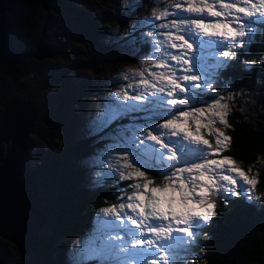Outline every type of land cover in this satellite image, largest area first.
<instances>
[{"label":"snow or ice","instance_id":"6c2138e0","mask_svg":"<svg viewBox=\"0 0 264 264\" xmlns=\"http://www.w3.org/2000/svg\"><path fill=\"white\" fill-rule=\"evenodd\" d=\"M143 23L150 28L151 39L144 40L152 46L148 58L121 73L125 80L139 79L126 86L131 94L115 93L120 103L90 130L115 140L110 152L123 156L109 163L108 175L129 183L118 186L116 203L100 209L111 219L97 221L92 241L78 250L73 264H184L201 229L217 215L220 198L251 193L258 184L223 155L232 138L215 125H231L225 97L216 95V78L264 35V0H170L163 9L154 7ZM259 63L264 69V57ZM137 113L146 118L105 132L110 121ZM107 229L124 237L105 239Z\"/></svg>","mask_w":264,"mask_h":264},{"label":"trees","instance_id":"16d2710c","mask_svg":"<svg viewBox=\"0 0 264 264\" xmlns=\"http://www.w3.org/2000/svg\"><path fill=\"white\" fill-rule=\"evenodd\" d=\"M16 1L29 2L35 6V0ZM53 4L71 10L78 20L84 19L82 12L64 0L52 2L51 6ZM143 5V2H135L133 5H127L125 11L132 9L128 14L132 17L143 11ZM49 11L50 9L46 12L39 9L41 26L42 24L46 25L47 40L50 43L51 37L47 32ZM120 15L122 16L123 13L121 12ZM6 20L10 28L12 19L10 21L6 15ZM108 25L111 26L108 32L114 33V37L123 31L121 21L111 20ZM99 30H101L100 23L92 27L94 35H97ZM137 33L133 32L134 35ZM94 35L85 33L77 39H64L61 45L55 46L56 52L52 58L62 60L73 58V52H70L73 43L76 41L92 42ZM108 35L106 33L105 36ZM27 39L23 38L21 39L24 40L22 43L15 44L32 53L36 38ZM30 39H34V41L31 43ZM137 45L135 56L147 51L146 45L139 43ZM110 46L111 44L100 45V48H95L92 58L84 59L77 66L91 71L95 62L103 61L102 54L107 52ZM243 53L241 51L237 59L227 62L230 66L220 70L216 78V95L225 97L223 101L232 109L227 118L231 128L225 129L232 140L229 150L223 155L233 157L245 169L256 161L264 149V132L258 123L255 124L256 112L253 114L252 111L247 110L242 98V95L251 97V91L255 90L253 66H256L260 58L264 57V35L256 37L250 46L249 54ZM45 60H37L29 56L24 59L23 63L0 66V112L3 109L2 104L14 95L30 98L35 102L36 107L35 127L38 123L43 122L48 134L51 131H56L60 136L59 149L48 160H44L37 171L26 167L36 180L38 193L43 191L47 194L54 187L57 191L54 200L45 205H41L39 199L45 219L43 226L39 229V231L43 230V234L38 237L40 247L37 253L24 256H27L35 264H68L63 256V250L68 242L72 237L78 235L79 229V234H81L83 229L87 228L90 216L96 209L103 204L109 205L119 200L118 186L129 182H121L111 176L100 180L93 178L92 183L83 174L85 165L80 163L79 158H91L94 150L99 147L100 141L93 142L89 137H80L74 134L71 136L69 131L63 133L62 124L67 116L66 106L77 104L79 100L77 96L66 95L60 104L54 106L48 103L47 107L44 106L42 95L50 86L53 87L55 84L63 82L61 75L50 76L45 71L43 68ZM120 60L121 57L117 59V61ZM244 61H257V63L247 67ZM17 73L19 78L15 81L11 80V77ZM228 93L232 99H227ZM156 179L159 178L156 177ZM255 188L258 193L264 194V169L259 171L258 184L255 185ZM216 213L217 215L202 228V234L193 246V252L199 255L202 262L204 264H264V208H257L240 195L239 197H230L227 201L220 198ZM12 247L18 253L16 246L12 244ZM184 264H194V261H187Z\"/></svg>","mask_w":264,"mask_h":264},{"label":"rangeland","instance_id":"374dc122","mask_svg":"<svg viewBox=\"0 0 264 264\" xmlns=\"http://www.w3.org/2000/svg\"><path fill=\"white\" fill-rule=\"evenodd\" d=\"M64 1L82 12L84 19L78 20L71 10L53 4L48 12L49 23L47 25V32L51 37L52 43H50L53 44L54 47L61 45L64 39H77L85 35V33L94 35L92 33V27L98 23L101 24V30L98 31L97 35L93 36L94 39L92 42H74L70 49V52H73V58H67L66 60L60 58L44 59L43 68L45 71L50 76H55L57 74L61 75L63 77V82H59V84H55L53 87L50 86L45 94L42 95V101L44 102V106L47 107L46 105L48 103L54 106L60 104V101H62L66 95H75L78 97L79 100L77 104H74V106H71V104L66 106L67 116L62 124L63 133L69 131L71 136L74 134L75 136L89 137L93 142L100 141L99 147L94 150V154L91 158H79L80 163L85 165L83 174L93 183V178L100 180L102 178L111 177L108 173L112 170L109 169L108 165L114 162L116 158L122 157L123 153L110 152V146L115 143V140L113 138L100 139L91 134L90 130L96 123L105 118L107 112L114 104L120 103L118 98L115 97L117 91L123 90L128 91L129 94L132 93V89L126 86L129 83L135 86V82L139 78L125 80L121 73L125 72L129 67H139L140 60L148 58L145 53H148L152 46L150 44H144V40L151 39L147 36L150 28L148 25L144 24L143 21L151 18V10L154 7L163 9L170 3V0ZM135 2H143V11L130 17L128 14L131 13L132 9L125 11V8L127 5H133ZM121 12L123 13L122 16L120 15ZM6 15H8L10 21L12 19L10 23L11 26L10 28L8 27L7 31L13 43H17L20 39L25 37L37 39L42 23L39 9L35 8V6L29 2L16 1L13 11L10 13L7 12ZM111 20L121 21L123 24L122 33H117L115 37L114 33L108 32L111 28V26L108 25ZM160 22L161 21H155L157 25ZM134 31L138 33L134 35ZM106 33L109 35L105 36ZM82 39L85 38L82 37ZM137 43L146 45L147 51L135 56L137 53L136 49H138ZM108 44H111V46L107 52L102 54V56H104V58H102L103 61L95 62L91 71L77 66V64L84 59H91L95 48H100V45ZM247 51V49L243 50V52ZM120 57L121 60L117 61ZM130 57L134 58L131 59ZM123 58H125V60H123ZM253 68L255 70L256 86L255 90L251 91V97L255 100L249 95H242V98L245 101L244 105L247 110L252 111L253 114L256 112L255 124L257 125L258 123L262 132H264V69H262L260 63H257ZM222 102L225 103L224 101ZM228 107L230 114L232 109L229 105ZM145 118L146 116L144 113H137L132 114V116L127 119H119L114 122L110 121V127L106 128L105 132L114 134L121 127H128L134 122L142 121ZM215 126L221 127L222 130L225 131L223 126L219 124ZM225 133L227 134L226 131ZM104 135L105 133H101V136ZM139 135L140 133H137L138 137ZM205 138H208L213 144L215 143L214 137L208 136L207 133H205ZM2 144L1 153L3 154L6 146L3 142ZM60 145L61 140L58 132L51 131L50 134H48L45 124L43 122L38 123L36 127L34 126L32 134L29 135L27 139V147L25 148V167L37 171L41 163L52 157L59 149ZM239 165L250 177L256 176L258 179L259 171L264 169V149L260 152L252 165H248L245 169L241 164ZM249 169H251V171H248ZM55 188L56 187L52 188L51 192L47 194L43 191L38 193L41 205H45L49 201L54 200V195H56L55 193L57 191ZM241 195L244 196L247 202L253 203L257 208H264V194L258 193L255 186L252 188L251 193H241ZM117 201L109 205L103 204L96 209L90 216L87 228L83 229L81 234H79V229L78 235L71 238L70 242H68L63 250V256L68 264H73L78 250L86 248L90 244L97 231V221L100 219H111L110 217H105L100 209L109 207ZM26 227L29 232L28 235L30 236L32 232L28 224ZM42 234L43 230L38 231V236ZM116 235H120L121 238L124 237V233L119 230L107 229L105 232V239H107L108 236L114 237ZM194 245L195 244L191 245V255L184 263L187 261H194V264H204L199 255L193 252ZM0 252L5 258L3 264H35L28 259L27 256L17 253L12 247V243L7 239L0 240ZM90 264H100V262L98 260H91Z\"/></svg>","mask_w":264,"mask_h":264},{"label":"water","instance_id":"95a60500","mask_svg":"<svg viewBox=\"0 0 264 264\" xmlns=\"http://www.w3.org/2000/svg\"><path fill=\"white\" fill-rule=\"evenodd\" d=\"M57 0H35V8L44 12ZM16 0H0V66L21 63L26 57L37 60L52 58L55 47L48 42L45 25L35 42L34 51L19 48L7 33L6 13L12 12ZM15 80V76L11 77ZM0 112V239H7L16 246L20 255L35 254L39 250L38 231L45 219L39 205L38 186L33 174L25 167V148L37 119L35 102L27 97L14 95L2 104ZM5 144L1 153V144ZM26 222L20 223L19 221ZM22 224L23 232L17 235ZM31 230L29 236L26 225ZM5 258L0 252V264Z\"/></svg>","mask_w":264,"mask_h":264},{"label":"flooded vegetation","instance_id":"af4514ba","mask_svg":"<svg viewBox=\"0 0 264 264\" xmlns=\"http://www.w3.org/2000/svg\"><path fill=\"white\" fill-rule=\"evenodd\" d=\"M9 19H10V18H9ZM27 38H28V37H25L24 40H28ZM24 40H21V39H20V41H18V42L22 43ZM30 41H31V43H32V42L34 41V39H30ZM23 62H24V60H23L21 63H23ZM14 76H15V80H17V78H19V74H18V73L15 74ZM15 80H13V81H15Z\"/></svg>","mask_w":264,"mask_h":264},{"label":"bare ground","instance_id":"6f19581e","mask_svg":"<svg viewBox=\"0 0 264 264\" xmlns=\"http://www.w3.org/2000/svg\"><path fill=\"white\" fill-rule=\"evenodd\" d=\"M20 223H22V222H26L25 220H23V221H19ZM19 226L21 227L19 230H18V232H17V235H19V233H22L23 232V227H22V224H19Z\"/></svg>","mask_w":264,"mask_h":264}]
</instances>
